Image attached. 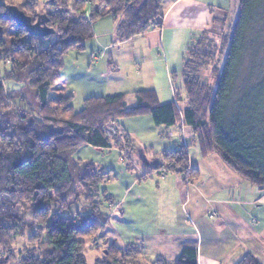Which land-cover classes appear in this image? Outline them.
Segmentation results:
<instances>
[{
	"label": "trees",
	"instance_id": "trees-1",
	"mask_svg": "<svg viewBox=\"0 0 264 264\" xmlns=\"http://www.w3.org/2000/svg\"><path fill=\"white\" fill-rule=\"evenodd\" d=\"M163 4L22 0L18 10L55 32L33 38L7 20L6 8L13 2L0 1V264H87L84 239L121 221L111 196L100 188L106 174L72 154L82 145H128L129 137L116 127L120 120L149 116L156 128H170L180 122V114L175 103L160 105L153 90L133 93L130 108L128 95L118 94L87 98L76 112L62 58L84 51L102 17L114 20L118 42L159 28ZM236 6L234 14L215 20L219 31H202L193 40L172 79L181 82L176 92L183 96L177 101L182 122L201 157L218 156L240 181L264 192V0H237ZM41 7L47 9L40 12ZM5 84L19 90L7 91ZM111 127L117 131L114 140L106 135ZM153 171L181 176L184 182L198 177L186 145L163 152ZM18 239L24 242L19 251ZM106 245L93 264H197L191 248L168 262L149 260L136 245ZM237 264L260 263L246 255Z\"/></svg>",
	"mask_w": 264,
	"mask_h": 264
},
{
	"label": "crops",
	"instance_id": "crops-1",
	"mask_svg": "<svg viewBox=\"0 0 264 264\" xmlns=\"http://www.w3.org/2000/svg\"><path fill=\"white\" fill-rule=\"evenodd\" d=\"M234 5V3L231 4L230 0H164L160 27L123 42H118L115 38L114 20L110 19L113 20L111 33L108 32L110 43L100 44L104 45L100 47L97 46L99 44L94 43L93 45L91 43L88 48V41L85 49L95 51L97 47H99L98 49L102 47V49L116 51V48L132 44L136 39L140 40L135 46L131 47L129 64L126 63L132 70H135L137 81L133 86H129L125 82L126 80L122 81L115 78L116 75L120 74L117 66L119 64L117 63H122L118 55L119 51H116L115 61L112 59L111 54L110 60L104 61L102 68L99 70H96V68L100 64L101 56L97 54L90 60L92 57L91 52H93L91 51L86 56L83 65H80L79 60H77L73 67L75 69L83 68L88 76L92 70H95V73L99 74L98 78L105 80V82L102 83L104 87L98 85L99 91L91 90L90 86H86L89 89L84 91L86 92L84 98L118 94H126L128 98H133L132 94L135 92L153 90L160 105L175 103L177 107L180 122L173 126V128H177L175 137L181 131L179 128L182 127L185 132L183 133L185 136L183 139L184 145L187 143L186 146L189 148V142L197 148L189 129L183 125L182 104L177 102L183 98L181 93L176 92V89L181 88V82L174 81L172 74L180 72L185 53L192 45L193 40L202 31H219L220 27L215 20L221 19L227 13H232ZM105 18L107 19V17H102L94 23L93 30L95 33L96 27L101 28L103 22V26H106L109 30L110 23L105 21ZM95 33L92 39L95 38ZM155 33L157 35H154ZM153 36H157L155 40L151 39ZM130 73L132 71L126 72L127 77L130 76ZM66 84L68 92L73 96L74 91L70 90L67 80ZM134 104L135 102H133ZM152 125L153 129L158 130L159 134H165V130L168 129L164 127L156 128L153 122ZM123 131L125 132V130ZM125 135L129 137L128 133H125ZM169 135H172V137H168L167 140L172 139L174 136L172 133H169ZM174 139L177 142V138ZM163 144L165 145L160 146L161 148L158 147V152L155 151L153 146L138 150L139 159L142 160L140 166L145 171L141 176L155 175L156 179L160 180V184L163 185V194L167 192L165 190L167 184L170 185V189L174 185L175 190L173 193L177 192L176 196L183 201L181 203L183 212H181V208L177 207V210L174 211L175 215H164L163 218L161 216L157 220L156 214L150 208L148 209V206H136L131 210L134 231L126 233L125 220L130 218L129 212L126 215L122 209L123 204H116L120 211L121 221L112 222L108 228L96 236L98 246L102 247L106 243L115 244L118 248L136 245L143 249L144 255L149 260L161 258L173 262L183 249L191 248L196 250L197 264H237L246 255H251L260 264H264V215L261 213L264 212V195H257L258 198L255 199V205H253L257 208L256 211L252 209L251 203L248 202L250 205L246 202L243 204L239 197L234 195L235 192L229 191L234 186H228L227 183L223 184L222 181L208 184L211 174L199 172V168L194 166V163L190 164L189 162V166L198 170V177L188 182H184L183 177L178 175H162L160 172L153 171L156 168L152 166L160 164L162 153L172 151L170 144ZM198 156L201 157L199 150ZM200 174H202L201 177ZM234 180H236V187L242 185L238 178ZM149 182H153V179H150ZM135 184L136 180L135 183L131 184V187ZM156 185L158 186V183H155ZM212 186L217 187L218 193L224 190V195H220L221 198H214L215 193L212 192L216 190H213ZM250 191L252 193L253 189H250ZM128 192L127 190L126 194ZM190 196L198 198L200 203L194 202L191 205ZM188 205H191V209L187 211ZM163 210L164 208L161 207V214H165ZM94 260L91 264L94 263Z\"/></svg>",
	"mask_w": 264,
	"mask_h": 264
},
{
	"label": "rangeland",
	"instance_id": "rangeland-1",
	"mask_svg": "<svg viewBox=\"0 0 264 264\" xmlns=\"http://www.w3.org/2000/svg\"><path fill=\"white\" fill-rule=\"evenodd\" d=\"M3 1L4 3L6 2H13L14 6H17L22 2V0H0ZM231 4L234 5L233 9V14L235 13V7L237 0H230ZM13 6V5H9ZM47 9V8H46ZM45 7L40 8V12H43L46 10ZM237 14V13H236ZM231 15V13H230ZM107 19L105 21H109L110 23V28L107 30L106 26H103L104 22H100L101 28L96 27V33L93 30V33H95V38L90 40L87 43V47L89 48L91 43H96L99 44L97 46H104L100 44H108L110 43L108 32L111 33L112 30V21L110 20L111 17L106 16ZM111 21V22H110ZM113 28L115 29V22H113ZM154 35H157L156 33ZM94 37V36H93ZM157 36H153L151 39L155 40ZM53 40V39H52ZM140 41L138 39L134 40L132 44H126L120 48H116V51L118 52V55L120 57V60L122 63H117L119 65L118 68L120 70V74L116 75L115 78L117 80L121 79L122 81L126 80L125 82L129 84V86H133L136 81L137 77L135 76V70H132L129 65V51L131 50L132 46H135L137 42ZM41 42L36 43L35 47L39 46ZM93 51V50H88L86 48L83 51H69L63 58V71L62 74L64 78L68 81V86L70 90L74 91L73 95V100H72V106L74 111L78 112L82 109L83 106V101L87 99L86 97L84 98L86 90H88L90 86L91 90H96L99 91L100 88H98V85L104 84L105 80L99 79L98 73H95V70H92V72L89 74H85L83 68H74L75 62L79 60V64L83 65V62L86 60V56L91 52L92 57L90 60L93 59L94 56L100 55L101 60L99 66H97L96 70H99L102 68L104 61H109L110 56L112 54V59L115 61L116 58V51H112V49H98ZM88 51V52H87ZM124 60V61H122ZM72 63V64H71ZM4 69L3 64L0 63V71ZM83 71V72H82ZM132 71L130 73V76L127 77L126 72ZM103 83V84H102ZM87 86V87H86ZM12 87V88H11ZM5 89L7 91H16L19 90V87L16 86H10L8 84H5ZM12 89V90H11ZM128 90V89H127ZM91 94V93H88ZM131 96V95H129ZM30 97V103L33 104V95H29ZM84 98V99H83ZM133 102H135L134 98H128L126 107L130 108L133 105ZM21 107L27 108L28 103H19L17 102ZM181 125V124H180ZM116 127L119 131L125 130V133H128L130 141L128 145H125V142H122V148H115L111 147L108 149H97L93 148L89 145H82L78 147L74 153L72 154V158L74 160H79L81 163H92L94 164L97 168L102 169L103 173L106 174V177L104 178L102 184H100V188L102 191H105L107 195L111 196L112 198V203L114 205L120 204L122 206V209L125 211V214L129 212L130 218L126 219L125 221V226H126V233L127 232H133L134 229L132 228L133 225V220L131 218L132 216V209L136 206H148V209L150 208L153 213L156 214L157 220L161 217L163 218L164 215H175L174 211L177 210V207L181 208L183 212V207H181V203L183 202L180 200V197H177L176 194H174L173 191L175 190L174 185L170 189V185L167 184V187L165 190L167 192L163 194L162 191V184H160V180H157L156 176L150 175V176H145L142 177L145 171L140 166V159H139V154L138 150L140 149H147L149 146H153L155 151L158 152V147L165 145L163 143H168L170 146H172V150L175 149L176 147V139L178 135L175 134L177 133V128H168L165 131V134H159L158 130L153 129V125L151 122V119L149 116H141V117H134V118H128V119H123L120 120L117 124ZM181 131L179 133H185L183 131V128L180 127ZM117 133V132H116ZM164 133V132H162ZM169 133L174 134L172 139H168ZM118 138V136H114ZM185 137V136H184ZM187 145V143H186ZM188 151H189V162L190 164L194 163V166L199 168V172L203 173L205 172L206 174H211L210 179L208 184L215 183L218 181H222L223 184L227 183L228 186H234L231 190L235 192V196L239 197V200L242 201L243 204L245 202L250 205L253 210L257 211V208L253 205H255V199L258 198L257 195H264L263 192H258L256 189L251 188V186L247 185L246 183L238 180L239 182L242 183L239 187H236V183L234 179H237L232 172L225 167V165L220 161L218 156L212 155L207 158H199L198 156V150L196 147H194L193 144H190L188 142ZM161 148V147H160ZM162 150V149H161ZM162 156V155H161ZM219 161V162H218ZM222 165V166H221ZM133 168V169H132ZM204 168V169H203ZM202 174H200L201 177ZM141 176V177H140ZM214 176V177H213ZM150 179H153V182H149ZM136 184L131 187V184L134 182ZM138 181V182H137ZM158 183V186H155V183ZM188 182V180H187ZM221 182V183H222ZM154 183V184H150ZM160 184V185H159ZM245 187V188H244ZM217 187L212 186L213 190H216ZM250 189H253V192L251 193ZM127 190L129 191L127 194ZM191 191V189H190ZM224 191V190H223ZM223 191H219V193L216 191L212 192L215 193L213 195L214 198H221L220 195H224ZM228 191V190H227ZM219 194V195H218ZM209 196H211L209 194ZM191 200V205L194 202H197L198 204L200 203L199 199L190 196L189 197ZM261 198V197H260ZM249 202V203H248ZM105 205V204H104ZM173 205V206H172ZM191 205L187 206V211L191 209ZM106 206V205H105ZM262 206V205H261ZM164 208L165 214H161L160 208ZM176 209V210H175ZM251 209V208H250ZM259 210H261L259 208ZM263 210H264V205H263ZM168 211V213H166ZM264 215V212H261ZM116 222V221H113ZM110 224L105 227L104 229L108 228ZM104 229L101 232H98L96 236L104 231ZM125 232V231H124ZM96 236L94 238L90 239H84L85 243V248L83 251V255L86 259L87 264H91L94 259L101 257L102 256V247H106L107 243L102 245V247H99L98 244L96 245ZM24 245V242L21 239L17 240V250L19 251L21 247ZM106 245V246H105ZM94 253V254H93ZM94 258V259H93Z\"/></svg>",
	"mask_w": 264,
	"mask_h": 264
},
{
	"label": "water",
	"instance_id": "water-1",
	"mask_svg": "<svg viewBox=\"0 0 264 264\" xmlns=\"http://www.w3.org/2000/svg\"><path fill=\"white\" fill-rule=\"evenodd\" d=\"M6 13H7V20L15 23L20 27H23L27 35H29L30 37L45 38L55 33L54 30L42 25L40 20L36 21L35 23H32L31 17L24 15L15 6H7ZM157 165L160 166L159 163ZM158 166L154 165L152 167L156 168Z\"/></svg>",
	"mask_w": 264,
	"mask_h": 264
},
{
	"label": "built area",
	"instance_id": "built-area-1",
	"mask_svg": "<svg viewBox=\"0 0 264 264\" xmlns=\"http://www.w3.org/2000/svg\"><path fill=\"white\" fill-rule=\"evenodd\" d=\"M116 132H117L116 129L114 127H111V128L106 130V135H107V137L111 138L112 136H114L116 134ZM168 137H172V135H169ZM183 139H184V134L183 133H179L178 137H177L176 144L177 145H184Z\"/></svg>",
	"mask_w": 264,
	"mask_h": 264
}]
</instances>
